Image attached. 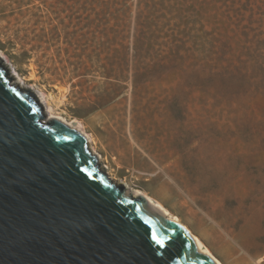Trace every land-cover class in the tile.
<instances>
[{"label": "rangeland", "instance_id": "374dc122", "mask_svg": "<svg viewBox=\"0 0 264 264\" xmlns=\"http://www.w3.org/2000/svg\"><path fill=\"white\" fill-rule=\"evenodd\" d=\"M104 1L0 0L10 76L221 264H264V0H108L128 10L117 24ZM138 9L156 16L140 55Z\"/></svg>", "mask_w": 264, "mask_h": 264}, {"label": "water", "instance_id": "95a60500", "mask_svg": "<svg viewBox=\"0 0 264 264\" xmlns=\"http://www.w3.org/2000/svg\"><path fill=\"white\" fill-rule=\"evenodd\" d=\"M1 62L0 264H221L174 212L111 179Z\"/></svg>", "mask_w": 264, "mask_h": 264}, {"label": "trees", "instance_id": "16d2710c", "mask_svg": "<svg viewBox=\"0 0 264 264\" xmlns=\"http://www.w3.org/2000/svg\"><path fill=\"white\" fill-rule=\"evenodd\" d=\"M104 6H100V8L96 11V16L99 18H106L109 21H113L115 24L120 23V21H124L128 19V10L127 8H117L110 6L108 0L103 2ZM106 5V6H105ZM156 16H153V13L148 12L144 14L142 9H138L135 14V22L137 25V30L134 32L135 36V49L137 50L138 54L140 55L139 51L141 50V38L146 33V31L153 29L156 25L155 23ZM141 35V37L139 36ZM2 45L0 44V48L2 49Z\"/></svg>", "mask_w": 264, "mask_h": 264}, {"label": "bare ground", "instance_id": "6f19581e", "mask_svg": "<svg viewBox=\"0 0 264 264\" xmlns=\"http://www.w3.org/2000/svg\"><path fill=\"white\" fill-rule=\"evenodd\" d=\"M0 61H2V59L0 58ZM1 64H3L4 65V62L2 61L1 62ZM10 75V74H9ZM11 76H13V75H11ZM10 76V78H11V80H12V82L13 83H16V85L18 86V87H20V81L17 79L16 80V78L13 76V77H11ZM43 97H44V99H43V104L45 103V113H47V117L48 118H57V119H60V120H62V121H64V122H66L68 125H70V126H72V127H74L79 133H82L83 134V136L85 137V140H86V143H87V145H88V147L90 148V149H92L93 150V152H94V148H93V146L91 145L92 144V140H91V138L86 134V132H85V130H84V127L80 124V122H78V121H75V120H73V121H68V120H66V119H64L63 117H61V116H59V115H56V114H54V112L52 111V109L50 108V106L48 105V102L46 101V99H45V96L43 95ZM95 153V152H94ZM99 158V157H98ZM107 175H108V173H107ZM110 177V176H109ZM111 179H112V177H110ZM129 190H130V192L132 193V191L134 192V194H138V195H140L141 193H143V194H145L144 192H142V191H140V190H137V189H135V188H133V187H130V186H126ZM146 195V194H145ZM255 261H257V263L258 264H260V261H259V259H256ZM220 262V261H219Z\"/></svg>", "mask_w": 264, "mask_h": 264}, {"label": "snow or ice", "instance_id": "6c2138e0", "mask_svg": "<svg viewBox=\"0 0 264 264\" xmlns=\"http://www.w3.org/2000/svg\"><path fill=\"white\" fill-rule=\"evenodd\" d=\"M153 239H156V237L154 236ZM157 243H162L160 240L156 241Z\"/></svg>", "mask_w": 264, "mask_h": 264}]
</instances>
